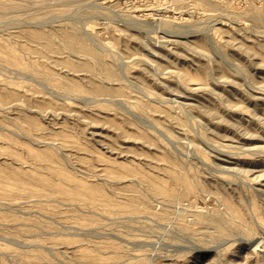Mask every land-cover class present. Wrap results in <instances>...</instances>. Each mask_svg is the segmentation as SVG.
Returning <instances> with one entry per match:
<instances>
[{"label":"rangeland","instance_id":"obj_1","mask_svg":"<svg viewBox=\"0 0 264 264\" xmlns=\"http://www.w3.org/2000/svg\"><path fill=\"white\" fill-rule=\"evenodd\" d=\"M0 264H264V0H0Z\"/></svg>","mask_w":264,"mask_h":264},{"label":"bare ground","instance_id":"obj_2","mask_svg":"<svg viewBox=\"0 0 264 264\" xmlns=\"http://www.w3.org/2000/svg\"><path fill=\"white\" fill-rule=\"evenodd\" d=\"M62 1V0H61ZM2 3V2H1ZM8 4V3H7ZM8 6H9V4H8ZM2 9H4V8H2ZM7 9V8H6ZM79 10V9H78ZM78 12V11H77ZM34 15V14H33ZM33 17H35V15L33 16ZM43 18V17H42ZM44 19L46 20V16L44 17ZM35 20V19H34ZM39 20V19H38ZM38 20H36V22H39ZM258 20V19H257ZM44 21V20H43ZM47 21V20H46ZM42 22V21H41ZM33 23V22H32ZM34 23H35V21H34ZM35 24H37V23H35ZM60 26V25H59ZM81 28V27H80ZM170 29V28H169ZM177 29V28H176ZM51 31H52V29H51ZM175 31V30H174ZM86 32V31H85ZM84 32V33H85ZM175 32H177V31H175ZM87 36V35H86ZM166 36V35H165ZM34 37H35V39L37 40V41H40V42H42V43H45L47 46H52V44L53 43H51V41H49L48 39H46V37H45V34H43V33H40V32H38V33H36V34H34ZM63 37H64V40L67 42V43H69V44H71V45H76V46H81L82 44H83V42H84V37H83V35H82V33H79V32H77L76 30H70V31H67V32H65V34L63 35ZM89 37V36H88ZM207 42V41H206ZM209 43V42H208ZM207 44V43H206ZM85 47H87V46H85ZM206 47V46H205ZM98 48V47H97ZM86 49V52H87V54L89 55V56H96L97 54H98V52L94 49V48H85ZM35 50V49H34ZM205 50V49H204ZM37 51H41L40 49H38ZM76 51H77V49H76ZM206 51V50H205ZM38 52V53H39ZM86 54V53H85ZM99 55V54H98ZM89 58V57H88ZM75 62V61H74ZM80 65H82V66H84L85 68H90V65L86 62H82V63H80ZM108 72V71H107ZM119 72V71H118ZM113 74V73H112ZM44 76V75H43ZM42 76V77H43ZM37 77V76H36ZM38 82H41V81H39V80H37ZM104 85V84H103ZM99 89H102L103 87L101 86V87H98ZM253 240V239H252Z\"/></svg>","mask_w":264,"mask_h":264}]
</instances>
